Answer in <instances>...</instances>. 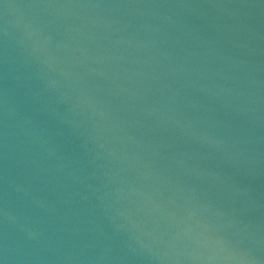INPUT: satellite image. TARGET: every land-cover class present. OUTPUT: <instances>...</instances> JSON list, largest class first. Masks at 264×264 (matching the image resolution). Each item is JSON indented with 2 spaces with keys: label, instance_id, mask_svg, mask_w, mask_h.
I'll return each mask as SVG.
<instances>
[{
  "label": "water",
  "instance_id": "1",
  "mask_svg": "<svg viewBox=\"0 0 264 264\" xmlns=\"http://www.w3.org/2000/svg\"><path fill=\"white\" fill-rule=\"evenodd\" d=\"M0 264H264V0H0Z\"/></svg>",
  "mask_w": 264,
  "mask_h": 264
}]
</instances>
